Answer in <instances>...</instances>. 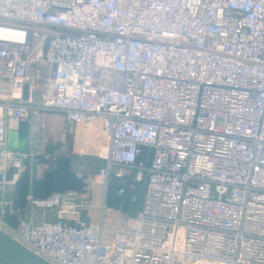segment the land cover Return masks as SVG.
I'll return each instance as SVG.
<instances>
[{
	"label": "built area",
	"instance_id": "built-area-1",
	"mask_svg": "<svg viewBox=\"0 0 264 264\" xmlns=\"http://www.w3.org/2000/svg\"><path fill=\"white\" fill-rule=\"evenodd\" d=\"M32 112L100 123L104 190L124 177L115 167L145 177L131 233L109 242L101 222L74 219L86 202L72 190L29 200L53 220L0 219L34 254L264 264V0H0V190L19 167L7 131Z\"/></svg>",
	"mask_w": 264,
	"mask_h": 264
},
{
	"label": "crops",
	"instance_id": "crops-1",
	"mask_svg": "<svg viewBox=\"0 0 264 264\" xmlns=\"http://www.w3.org/2000/svg\"><path fill=\"white\" fill-rule=\"evenodd\" d=\"M55 119L60 120L67 134H71L70 139L66 136L62 138L50 136L54 130L51 122ZM107 146L108 138L99 122L89 126L72 125L60 114L51 116L48 112L30 113L25 120L19 122L17 128H10L7 131L6 148L19 160V167L10 165L8 168V182L0 190V200L9 203V211L4 217L0 216V219L10 227H16L23 219L32 223L53 220L56 217L54 210L32 208L29 200L42 198L54 192L72 190L86 202V206L74 216V219L79 222H101L102 226L105 222L102 240L111 241L114 236L109 231L108 223L112 222V219L115 224L122 223L117 215L122 217L128 215L116 211L104 220L100 218L101 216L98 217L97 203L101 192L95 181L96 160H103ZM125 173L127 174H124L123 179L129 191L125 194L124 201L138 198L134 193L142 187L144 196L145 177L134 190L135 183L132 181L134 173L129 174L126 171ZM132 229L124 233L130 234Z\"/></svg>",
	"mask_w": 264,
	"mask_h": 264
},
{
	"label": "rangeland",
	"instance_id": "rangeland-1",
	"mask_svg": "<svg viewBox=\"0 0 264 264\" xmlns=\"http://www.w3.org/2000/svg\"><path fill=\"white\" fill-rule=\"evenodd\" d=\"M39 84V89L41 88L42 85V81L38 82ZM36 113V112H35ZM48 115H57V113H48ZM59 115V114H58ZM50 119V118H49ZM51 120V119H50ZM53 124L54 130L51 131V137L53 138H62V137H67L68 139L71 138V134L68 133L67 131L64 130V128L61 126V122L58 119H55L53 122H51ZM105 165V160H96V170L98 173L99 170L104 167ZM114 172L121 170L124 174L125 170L123 168L120 167H115L113 168ZM113 181V177L109 176L108 179V184H107V189L104 190L103 187H101L100 185L98 186V190L99 192H101V196H100V200H98L97 206H98V212L99 215L98 217L102 218V220L106 219L110 214L112 213H116V211L118 212H123L125 213V215L127 214L128 216H123L122 215H117V217L119 218V220H122V223L117 222L115 224L114 219H112V222H109V226L110 229L109 231L112 232V236H115L117 233H124L126 231H130L133 226H134V222H135V218H136V214L137 211L141 205L142 199H143V195H142V191H143V187L141 189L136 190V186L140 185L141 182L135 183L134 189L138 192H136L134 195H136L138 198H134L132 201H128V202H120V199H117V201L119 202H115L113 201L112 197L109 196V193L107 192V190L109 189L110 184L114 187L116 186V183L112 182ZM120 197V196H119ZM121 199H125L124 196H121ZM102 203L104 208H102ZM100 207V208H99ZM106 226V223L104 222V225L102 226V238L104 236L105 233V229L104 227ZM121 231V232H120Z\"/></svg>",
	"mask_w": 264,
	"mask_h": 264
},
{
	"label": "water",
	"instance_id": "water-1",
	"mask_svg": "<svg viewBox=\"0 0 264 264\" xmlns=\"http://www.w3.org/2000/svg\"><path fill=\"white\" fill-rule=\"evenodd\" d=\"M0 264H51L0 230Z\"/></svg>",
	"mask_w": 264,
	"mask_h": 264
},
{
	"label": "trees",
	"instance_id": "trees-1",
	"mask_svg": "<svg viewBox=\"0 0 264 264\" xmlns=\"http://www.w3.org/2000/svg\"><path fill=\"white\" fill-rule=\"evenodd\" d=\"M143 159L142 157H139V159ZM111 177H113V181L112 182H114V183H116V186H112L111 184H110V186H109V189L107 190V192L109 193V196H111L112 197V199H113V201H115V202H119V201H117V199H120V202L121 201H123L124 202V200L123 199H121V196H126L125 194L129 191V189H128V187H127V183H125L124 182V179H123V177L122 178H117V177H115L113 174H111L110 175ZM108 184V183H107ZM119 188H124V193L119 197V196H116V194H115V192H116V190H118ZM107 189V188H106ZM135 190V189H134ZM135 194V193H134ZM142 203V202H141ZM141 206V205H140ZM139 209H140V207H139ZM138 209V210H139Z\"/></svg>",
	"mask_w": 264,
	"mask_h": 264
}]
</instances>
